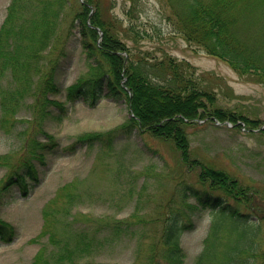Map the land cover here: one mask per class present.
<instances>
[{"label": "trees", "instance_id": "16d2710c", "mask_svg": "<svg viewBox=\"0 0 264 264\" xmlns=\"http://www.w3.org/2000/svg\"><path fill=\"white\" fill-rule=\"evenodd\" d=\"M128 1L134 7L140 3ZM165 1L170 20L189 44L224 60L241 76H254L264 86V0ZM113 7L112 0L10 1L0 27V129L15 137L20 149L13 155L0 154V168H8L0 182V208L13 200L14 188L22 197L31 193L33 182L39 180L38 163L44 165L48 149L58 146L45 132L44 122L53 107L61 106L55 99L61 93L58 75L76 34L89 70L69 86L68 98L92 104L103 97L124 99L132 114L112 130L86 132L77 140L109 146L122 133L150 134L179 152L180 165L196 171L201 187L177 182L182 200L176 201L175 194L158 206V216L151 219L106 222L89 234L72 233L67 223V238L52 242L53 249L42 247L30 264H75L88 258L94 246H102L106 237L116 241L129 236L137 240L141 264H184L181 238L195 225L196 205L209 209L210 226L195 264H264V204L256 198L258 189L198 159L188 133L189 127L200 126V120L243 122L249 129L260 128V120L223 108L210 86L213 74H199L191 63L170 54L132 52L120 39L123 27L111 16ZM129 31L135 40L144 38L139 30ZM22 111L30 116H21ZM234 128L241 130V125ZM260 132L264 134V129ZM41 135L45 140L39 139ZM69 186L73 185L63 186L57 194V200L66 197L68 205L75 197L65 194ZM191 197L198 204L189 203ZM46 208L37 238L48 235L53 241ZM150 223L159 229L151 231ZM105 229L109 235L101 237ZM16 234V228L0 217V239L10 242ZM145 240L147 249L142 248Z\"/></svg>", "mask_w": 264, "mask_h": 264}, {"label": "rangeland", "instance_id": "374dc122", "mask_svg": "<svg viewBox=\"0 0 264 264\" xmlns=\"http://www.w3.org/2000/svg\"><path fill=\"white\" fill-rule=\"evenodd\" d=\"M10 1L0 0V27ZM112 1L114 7L110 14L121 23L120 39L132 52L149 51L157 57L170 54L188 60L198 72L212 73L210 86L219 104L260 120V125L264 126V86L254 76H241L223 60L207 55L199 46L190 45L170 20L171 11L165 0H140L136 7L128 0ZM130 28L139 30L144 38L135 40ZM67 48L70 57L62 62L58 75L61 93L55 96L61 106L53 107L51 116L44 122L45 132L53 136L58 146L53 151L48 149L44 165L38 163L39 180L33 182L31 193L22 197L14 188L13 200L0 208V217L17 232L13 241L0 239V264H30L42 247L53 249L52 242L67 238V223L72 233L78 230L89 234L106 222L151 219L158 216V206L175 194L179 198L176 201L182 200L176 189L177 182L201 187L196 183V171H188L180 165L179 152L169 142L150 134L141 135L134 130L128 137L122 133L109 146L77 140L86 132H107L116 128L126 122L130 112L122 100L102 98L92 104L68 98V87L85 74L89 66L79 34L71 37ZM28 115L21 112V116ZM188 133L198 159L254 186L258 189L256 198L264 204V134L214 122L189 127ZM39 139L45 140V137ZM18 149L19 141L0 129V154L13 155ZM7 171V167L0 168V182ZM69 184L73 186H69L65 194L75 197L68 205L67 198L57 200V194ZM189 203L198 204V200L191 197ZM196 206L192 214L195 225L181 238L184 264H195L210 226L209 209ZM45 208L53 241L48 235L37 238L43 230ZM149 228L154 232L159 225L150 223ZM102 232L101 237L109 235L106 229ZM35 238L37 240L33 241ZM104 242L100 247L94 246L87 253L88 258L74 263L141 264L137 240L131 236L116 241L106 237ZM148 244V240L143 241L142 248L147 249Z\"/></svg>", "mask_w": 264, "mask_h": 264}]
</instances>
